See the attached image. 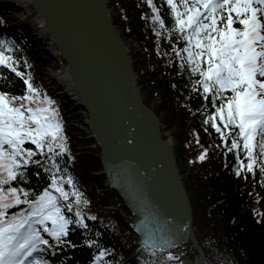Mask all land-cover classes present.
I'll list each match as a JSON object with an SVG mask.
<instances>
[{
	"label": "trees",
	"instance_id": "16d2710c",
	"mask_svg": "<svg viewBox=\"0 0 264 264\" xmlns=\"http://www.w3.org/2000/svg\"><path fill=\"white\" fill-rule=\"evenodd\" d=\"M123 1L109 0V6L116 7ZM152 3L158 13L152 11L146 0H140L138 11L141 16L136 18L148 57L135 63L138 82L143 91V101L148 107L157 112L156 97L161 95L170 111L178 144L177 162L192 206L193 228L206 254V264H264V174L259 171L264 158H258L253 171L248 172L244 166L248 163L246 153H229L219 134L203 123L214 109L208 101L192 91V81L196 77L189 76L180 68V58L171 52V37L163 30L161 36L157 37L154 31L159 29V23L153 19L157 14L165 20L166 27H171L174 14L166 0H152ZM123 8L130 12L134 5L126 4ZM112 18L130 35L132 28H129L126 15L119 13L118 17ZM14 33L9 36L25 35L24 30L18 28ZM20 40L22 44L7 43L11 51L5 54L13 57L17 71L22 72L23 76L17 77L10 70L0 71V91L22 96L27 92L24 80L29 79L41 92L40 99L47 96L55 102L53 107L59 113L66 138V167L76 190L82 193L81 200L88 201L87 205L73 203L71 213L63 209L64 214L73 219H77L75 212L81 211L87 228H81L78 224L69 225V235L64 238L67 244L54 248L41 245L46 252L44 261L48 264H180V259L169 260L168 256L157 251H138V237L132 229L133 215L115 191L109 192L103 188L105 175L94 174L102 169L100 149L96 153L74 155L80 140L75 135V128L67 125L70 118L64 111L61 97L43 87L38 70L44 66L41 52L35 50L25 36ZM82 141L84 145L92 143L88 139ZM25 147L36 150L34 145L25 144ZM205 152L206 157L201 161L199 156ZM29 169L27 181L18 187L39 193L50 183L47 173L33 165H29ZM37 171L40 172L39 176L36 175ZM12 186L17 185L13 182ZM64 187L66 191H72L70 185L65 184ZM74 200L70 196L68 202ZM107 206L115 209L106 212ZM26 207L19 205L9 209L8 213L11 215ZM48 226L51 227V222H48ZM42 235L55 244L46 233L42 232ZM191 247L190 242L186 244V249ZM172 251L178 254L181 248ZM100 252L105 253L103 257H100Z\"/></svg>",
	"mask_w": 264,
	"mask_h": 264
},
{
	"label": "snow or ice",
	"instance_id": "6c2138e0",
	"mask_svg": "<svg viewBox=\"0 0 264 264\" xmlns=\"http://www.w3.org/2000/svg\"><path fill=\"white\" fill-rule=\"evenodd\" d=\"M146 2L158 13L152 0ZM166 3L174 22L166 27L157 14L153 18L159 23V29H154L156 36L163 30L171 37V52L180 58V68L196 77L192 91L214 109L203 123L219 134L229 153L245 152L248 163L244 166L252 172L257 159L264 158V0ZM6 51L11 48L0 40V71L10 70L22 77ZM24 84L27 92L22 96L0 91V264H48L42 255L33 256L44 253L41 245L54 248L67 244L64 238L69 235V225L87 228L81 211L75 212L77 219L63 211L71 213L73 203L87 205L88 201L81 200L82 193L68 173L66 138L55 102L47 96L40 99L41 92L29 79ZM205 157L206 152L199 159ZM29 165L43 169L50 181L39 193L18 187L27 181ZM259 171L264 174V162ZM13 182L17 186H12ZM65 184L72 187L71 192L65 190ZM70 196L74 202H68ZM19 205L27 207L9 215L8 210ZM104 254L100 252V257ZM168 259L177 258L169 255Z\"/></svg>",
	"mask_w": 264,
	"mask_h": 264
},
{
	"label": "water",
	"instance_id": "95a60500",
	"mask_svg": "<svg viewBox=\"0 0 264 264\" xmlns=\"http://www.w3.org/2000/svg\"><path fill=\"white\" fill-rule=\"evenodd\" d=\"M108 2L32 0L30 6L66 64L77 105L88 112L106 179L133 215L139 251L172 255L180 264H206L175 145L163 138L156 112L143 101ZM189 242L193 258L172 251Z\"/></svg>",
	"mask_w": 264,
	"mask_h": 264
},
{
	"label": "bare ground",
	"instance_id": "6f19581e",
	"mask_svg": "<svg viewBox=\"0 0 264 264\" xmlns=\"http://www.w3.org/2000/svg\"><path fill=\"white\" fill-rule=\"evenodd\" d=\"M31 1L32 0H0V3L8 4L12 6V8L16 10V13H18V15H15V17H17V19L22 24H28V23L34 24L36 35L41 36V38H44L49 45V40L47 36L48 34L46 33L42 25V19L31 9V6H30ZM130 21L132 25L135 23V26L133 25L135 30H139V27L137 26V22L133 21L132 17ZM134 33L135 32H133V34ZM137 39H138L137 43L140 44V48H139V50L141 51L140 59H137L136 54H135V49L131 48V45L134 44V42H130L128 38L125 36L127 49L133 61L141 62V60L145 58V50L143 47V42L140 39V36H138ZM134 41L136 42V39ZM49 47L52 49V50L50 49L51 55L54 56V58H56L57 62H60V60H58L59 58L57 57V52L53 49L51 43ZM51 73L52 74H50V77L53 78V80H55L57 84L59 83L61 86L64 85L66 94H69L70 95L69 98L74 100V104L70 108V110H74V113L71 114V116H73L71 124L74 126L76 132L82 135L81 138L91 139L92 135L88 127V113L82 108H78V109L75 108L77 106V103H76L77 98L73 95L74 92H73L72 84H71L68 73L64 70V68H62L61 63H60V68L57 70L51 71ZM156 100H157V104L159 107L158 117L160 120L163 137L167 139L169 142H171L172 144L176 145L175 126L172 124V117H171L170 111L165 105V99L158 95ZM90 146L91 147H89V149L97 148V145L94 143L91 144ZM82 148H84V146ZM97 173L101 174L102 171H99ZM103 188L106 191H111V186L108 181H105L103 183Z\"/></svg>",
	"mask_w": 264,
	"mask_h": 264
},
{
	"label": "rangeland",
	"instance_id": "374dc122",
	"mask_svg": "<svg viewBox=\"0 0 264 264\" xmlns=\"http://www.w3.org/2000/svg\"><path fill=\"white\" fill-rule=\"evenodd\" d=\"M129 2V0H125V2L124 3H128ZM133 2V1H132ZM120 5V4H119ZM3 7L4 8H2V9H0V10H2V11H4V12H6V14H7V17L10 19V21L11 22H13V24H11V23H9L10 25H6V29H11V28H13V26H16V25H21V26H23V28L24 29H27L28 30V32H30V30H31V32L30 33H32V34H36V31H35V26H34V24H32V23H28V24H22L18 19H17V17H15V15H18V13H16V10L14 9V8H12V6H10V5H8V4H4L3 5ZM120 6H116V7H114L113 9H114V16H117L118 17V13H119V11H120V8H119ZM117 14V15H116ZM130 16L131 17H135V14L132 16V14L130 13ZM134 26H135V23L133 24ZM126 35H127V33H126ZM140 34H139V31L138 30H136V32L132 35V36H127V37H129L128 38V40L130 41V42H134V44H132L131 45V48L132 49H135V54H136V57H137V59H140V50H139V48H140V44L139 43H137V38H138V36H139ZM1 36V35H0ZM38 36V35H37ZM41 37V36H40ZM136 39V42L134 41ZM136 43H137V45H136ZM139 45V46H138ZM38 50H39V52H41V55H40V57H42L43 59H44V61H43V67H39L38 68V70H39V73L41 74V76H42V79H43V83L47 86H50L49 84H50V82L52 81V79H50L49 77H48V75L51 73V71L52 70H54L55 68H57L59 65H60V63L59 62H57V60L55 59V58H52V57H50V55H49V52H50V47H49V45H48V43H47V41L43 38V42L41 43V45H40V47L38 48ZM46 51L48 52V53H46ZM142 54V53H141ZM148 59V57H147V55H146V57L145 58H143L142 60H141V62L142 61H145V60H147ZM52 74V73H51ZM56 86V82H54L53 83V87H55ZM55 95H57L56 93H54ZM67 105H69V103H67ZM66 110H67V113H68V107L66 108ZM81 136L82 135H80V133H78V132H76V137L80 140V145H79V148H81V147H83L84 146V149L85 150H88L89 149V147H91L90 145H87V144H85L84 145V141H82V140H85V138H81ZM86 137V136H85ZM91 152H94L95 151V149H89ZM94 174H96L95 172H94ZM192 248V247H191ZM191 248H188V249H186V247L184 248V249H181V252L180 253H183L184 254V256L185 255H191V257H189V258H192V257H194L195 255H194V251H193V249H191Z\"/></svg>",
	"mask_w": 264,
	"mask_h": 264
},
{
	"label": "built area",
	"instance_id": "2783aa9c",
	"mask_svg": "<svg viewBox=\"0 0 264 264\" xmlns=\"http://www.w3.org/2000/svg\"><path fill=\"white\" fill-rule=\"evenodd\" d=\"M61 65H62V68H64L65 70V66H64V63H62V61H60Z\"/></svg>",
	"mask_w": 264,
	"mask_h": 264
}]
</instances>
